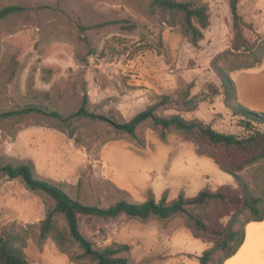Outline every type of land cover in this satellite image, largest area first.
I'll list each match as a JSON object with an SVG mask.
<instances>
[{"label":"rangeland","instance_id":"374dc122","mask_svg":"<svg viewBox=\"0 0 264 264\" xmlns=\"http://www.w3.org/2000/svg\"><path fill=\"white\" fill-rule=\"evenodd\" d=\"M200 1L208 7L209 25L193 45L174 18L150 8L149 0H0V10L18 7L0 18V112L35 105L67 115L86 94L89 111L126 122L160 95H170L176 102L158 106L157 113L244 134L222 86L231 89L229 77L239 103L264 112V0L237 1L241 33L254 44L247 52L232 49L229 0ZM190 97L199 100L194 108L183 103ZM70 130L72 136L42 113L0 118V166L26 163L35 178L96 206L148 197L158 201L164 193L169 203L182 191L193 197L201 189L236 187L234 177L213 158L198 155L180 131L167 129L161 139L150 120L138 125L137 138L106 120H73ZM237 173L261 194L264 157ZM52 205L50 197L27 189L20 178L0 175V231L28 229L24 252L30 264H91L70 261L51 237L37 243L38 223ZM214 205L209 213L220 206ZM232 215L221 222L244 226L250 239V227L261 232L248 214ZM55 218L65 226L62 215ZM79 229L96 247L127 244L129 250L119 255L129 264H199L198 257L211 246L193 236L183 214L166 219L82 216ZM251 248L248 254L256 258L244 256L241 264H264V244ZM72 251L80 249L74 245Z\"/></svg>","mask_w":264,"mask_h":264},{"label":"trees","instance_id":"16d2710c","mask_svg":"<svg viewBox=\"0 0 264 264\" xmlns=\"http://www.w3.org/2000/svg\"><path fill=\"white\" fill-rule=\"evenodd\" d=\"M237 1L229 0L234 30L231 44L233 50L247 52L253 49L254 44L241 33V17L237 11ZM149 6L167 11L174 18L173 22L180 26L183 36L188 38L193 45H196L202 38L201 30L209 25L208 7L200 0H149ZM17 8L12 5L3 7L0 10V18L15 12ZM227 83L231 89L222 86L226 97L225 102L229 103L233 99L228 106L232 115L237 117L238 125L245 130L242 135L216 130L211 124L197 118L186 119L176 113L169 115L157 113L158 106L176 102L170 95H160L158 102L136 113L126 122L113 121L101 114L89 111L86 94L79 107L67 115L54 110L48 111L35 105L0 112V118L27 113H42L51 116L59 125L67 128L70 136L73 134L70 130L73 120H106L116 131L127 133L133 138H137L135 130L138 125L150 120L153 127L161 130V139H164V131L167 129L180 131L183 139L194 145L198 155L213 158L219 168L231 174L236 181L234 188L230 185H222L216 190L201 189L193 197L186 196L182 191L169 203L166 202V193H164L158 201L148 197L143 202L120 200L108 206H96L73 199L59 186L35 178L32 168L26 163L1 165L0 175L20 178L27 189L43 193L53 201L52 207L38 223L37 243L41 245L48 237H51L57 249L66 254L72 262L81 263L82 260H87L91 264H129L127 258L119 255L129 250L127 244L111 243L96 247L80 231V218L95 216L108 219L123 213L139 219L149 217L166 219L183 214L186 217V226L193 236L203 242H211V246L204 249L198 257L199 264H222L224 260L233 255L245 238V228L244 226L235 228L230 220L222 223L221 219L231 213L235 216L248 214L250 217L248 221L264 219V188L261 194H254L244 178L237 173L245 165L264 157V112L250 110L240 104L235 98L234 82L228 77ZM198 101L190 97L183 100V103L194 108ZM214 204L220 206L215 209L214 214L209 213L208 208ZM55 214L62 215L65 220L64 227L58 224ZM28 238L27 228L0 231V264H30L24 252ZM74 245L80 249L79 253L72 251ZM217 251L222 252V256H217Z\"/></svg>","mask_w":264,"mask_h":264},{"label":"crops","instance_id":"0c3cea01","mask_svg":"<svg viewBox=\"0 0 264 264\" xmlns=\"http://www.w3.org/2000/svg\"><path fill=\"white\" fill-rule=\"evenodd\" d=\"M256 222H259V223H256L257 225V228L261 229V232L259 231H256L255 228L252 226L250 227L249 229L250 230V233L253 235V237L255 236L254 233H258V237L253 239V237H251V239L248 237H246V228H245V239L243 240L242 242V247H240L233 255H231L228 259V261H226V264H241L240 262V258L244 257V256H247L248 258H256L254 253H249V251L252 249L251 246H254V247H258L260 248V246H262L264 243V221L261 220V221H256ZM245 241V242H244ZM226 259V260H227Z\"/></svg>","mask_w":264,"mask_h":264}]
</instances>
